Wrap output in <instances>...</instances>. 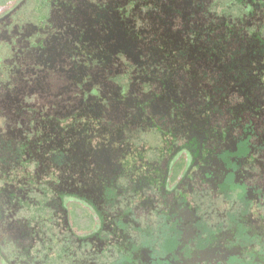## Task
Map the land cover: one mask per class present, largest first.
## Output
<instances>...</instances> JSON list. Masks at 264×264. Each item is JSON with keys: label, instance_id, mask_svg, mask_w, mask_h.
Listing matches in <instances>:
<instances>
[{"label": "rangeland", "instance_id": "obj_1", "mask_svg": "<svg viewBox=\"0 0 264 264\" xmlns=\"http://www.w3.org/2000/svg\"><path fill=\"white\" fill-rule=\"evenodd\" d=\"M0 264H264V0H0Z\"/></svg>", "mask_w": 264, "mask_h": 264}]
</instances>
